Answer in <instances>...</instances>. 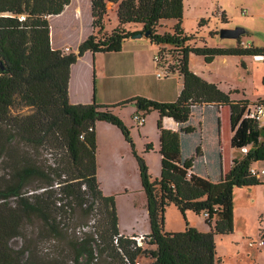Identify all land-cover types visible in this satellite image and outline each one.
<instances>
[{"label": "trees", "instance_id": "obj_1", "mask_svg": "<svg viewBox=\"0 0 264 264\" xmlns=\"http://www.w3.org/2000/svg\"><path fill=\"white\" fill-rule=\"evenodd\" d=\"M70 2L0 0V159L6 169L0 178V264H48L29 245L16 249L11 240L22 235L36 217L48 226L51 236L60 229L70 230L77 207L92 213L96 224L82 237L74 233V254L69 260H56L57 264H90L95 248L104 255V264H137L145 248L135 246L128 237L114 242L120 231L119 217L115 196L103 193L97 176L98 121L121 129L139 164L150 223L145 243L155 246L148 250L153 257L150 264H218L215 235L234 232L233 187L264 183V178L251 172L252 165L264 163V125L245 117L252 100L233 99L231 92L237 90L226 92L198 75L190 69L189 57L194 53L210 63L219 55L264 56V47L243 44L242 35L235 46L190 45L182 26L184 0H92L95 31L79 44L77 52H65L52 47L49 16L61 13ZM108 2L116 4L118 20L110 33L103 31ZM221 18L229 21L224 12ZM167 19L176 21L173 31L160 32ZM138 33L158 46L157 66L183 78L178 98L162 101L137 95L114 105L96 100L72 103L69 80L78 58L87 50L120 51L123 42ZM257 100L264 102V98ZM128 103H135L144 116L154 110L159 113V178L153 179L130 127L113 110ZM16 105L30 111L14 114ZM203 106L217 112L228 106L230 145L236 151L247 147L246 153L233 157L224 174L220 172L221 147L202 150L196 138L191 115ZM164 117L173 118L179 130L166 129ZM215 122L220 134V114ZM44 148L48 158L42 159ZM152 148L151 142L146 144L147 150ZM171 203L185 218L184 230L165 229L166 208ZM187 210L206 213L210 229L190 225Z\"/></svg>", "mask_w": 264, "mask_h": 264}, {"label": "rangeland", "instance_id": "obj_2", "mask_svg": "<svg viewBox=\"0 0 264 264\" xmlns=\"http://www.w3.org/2000/svg\"><path fill=\"white\" fill-rule=\"evenodd\" d=\"M184 4L185 11L182 26L184 33L191 38L188 42L190 45L235 46L237 39L223 38L219 35L220 28L224 27L221 13L226 9L228 17L231 19L230 24L243 26L245 29L241 40L254 43L257 47H264V0H223L222 7L219 5V0H184ZM241 9H245L246 13H243ZM117 22L116 6L110 3L105 29H113ZM175 23L174 19H167L159 27V31H173ZM89 25L90 16H86L82 23V29L87 30ZM130 28H141V25H130ZM79 29H81L79 26L74 27L72 40L78 39ZM140 42H143L140 52L142 66L136 65V67H133L130 71L131 73L125 75L126 77L113 76L110 73L111 71H109L104 78L105 86L114 82L127 84L125 89L121 90L112 99L121 101L134 95L146 96V94H153V99L175 101L178 98L183 78L177 72L167 74L163 68L157 66L154 56L158 53V46L153 44L152 52L149 43H147L148 41ZM242 61L245 65L241 64ZM191 65L195 69H199L203 65L207 66L206 75H211L214 79L218 78L224 88L240 89L248 97L256 100L261 97L264 98L263 57L228 55L217 57L212 63H206L203 56L193 55ZM157 71H161L163 76L158 77ZM162 88L164 89L163 91ZM134 106V103H128L124 106L120 105L116 109L130 124L125 120L124 122L129 127L132 125L130 129L133 132L137 147L144 146L145 137L148 139L147 141L157 142L159 140L157 128L158 113L154 110L147 114L148 124L145 129L134 118L136 113L132 112ZM29 111V107H20L19 105L12 108L14 114H24ZM219 114L221 117L222 135L216 132L215 118ZM191 121L197 128V135H193H196V138H199L207 147L210 146L211 148L217 145L222 147V136L225 147L224 153L229 159L231 155L229 107L220 108L219 112H217L213 107L203 106L193 111ZM139 129H141L142 134L139 133ZM144 131L147 134H144ZM41 152L42 159L48 158V150L44 148L41 149ZM236 153L238 156L244 154L242 151H237ZM144 158L148 167L150 164L149 172L153 173H151L153 179L159 178L161 174V156L157 149L149 152L145 151ZM99 166H101V171L104 172L102 178L106 182L112 183L114 177H118L117 179L120 182H127L126 187L129 188V192L116 195L115 205L119 220L124 224L136 223L139 228L148 229L150 223L147 198L139 182L138 163L135 164L129 157L122 161L119 159L108 161L100 156L98 159ZM260 166H264V163L260 164ZM5 172L6 169H4L3 162L0 159V178L4 176ZM126 173L129 174L127 175ZM215 176H218L217 171ZM260 177L264 178V175ZM232 195L234 201V232L215 235L217 256L220 257L218 264H264V183L254 186H235L233 187ZM189 214L192 225L201 230L210 229L205 221V213L197 214L194 211H190ZM92 215V213L88 214L83 208L77 207L72 225L77 226L86 222ZM165 217V229L176 228L186 224L183 214L174 203L167 206ZM185 217L189 223L187 216ZM74 242V233L70 232V230L60 229L58 234L51 236L48 226L37 217L26 225L22 235L11 240L12 246L16 249L29 245L48 264H57L56 260H69L68 258L74 254ZM154 247L152 244H144L143 248L146 250L138 256L140 264H150L153 261V257L148 250ZM46 248L48 249L46 250ZM99 262L101 264L105 263L104 255L100 256Z\"/></svg>", "mask_w": 264, "mask_h": 264}, {"label": "crops", "instance_id": "obj_3", "mask_svg": "<svg viewBox=\"0 0 264 264\" xmlns=\"http://www.w3.org/2000/svg\"><path fill=\"white\" fill-rule=\"evenodd\" d=\"M110 3L111 2H108V8L110 7ZM114 5L116 6V4ZM223 12L225 13L226 17L229 20V21L223 22L224 24L223 26L224 27H234V24H230L231 19L228 17L227 10L225 9L223 10ZM86 16H90V25L87 30L84 28L82 29V23ZM49 20H50V26H51L50 36H51L52 47L56 49H62V50H65L66 47H69V51L77 52L79 44L82 41H84L91 33L95 31V28L92 24L93 22L92 0H71V2L65 7V9L61 13L57 15H50ZM116 25H114V27ZM76 26H79L81 28L79 29L80 30L79 37L76 40H72V36H74L72 32H74L73 29ZM103 31L110 33L112 29L106 30L104 28ZM144 40L148 41L147 43H149L150 48L153 52V43H151V41L145 36L135 37V38L125 40L123 42L122 49L120 51L94 53L90 50H87L82 56L78 58L77 62H75L71 66V76L69 80L70 101L72 103H90L93 100H96L97 103L111 104V105H114V104H117L123 101V100L114 101V99L112 98L116 94L120 93L121 90L125 89V86L127 84H125L124 82H118V83L114 82L112 84H108V86H105L104 78L108 75L109 71H111L110 73L113 76L126 77L125 75L130 74L131 73L130 71L132 70L133 67H136V65L137 66L139 65V67H141L142 63L140 62V55H141L140 52H141V45L143 42H140V41H144ZM242 42H244V40H242ZM248 44L255 46L254 43H248ZM127 45H129V47H127ZM193 55H196V54L191 53L189 57V64H190L191 70L196 72L198 75H200L204 79L210 82L216 83L221 89H223L226 92L230 90L232 91L237 90V92H231V97L233 99L248 98L252 101L256 100V99L248 97V95L244 91L242 92L240 89L224 88L222 86V82L218 78L214 79L213 77H211V75H206L207 66L203 65L202 67H199V69L193 68V66L191 65V59ZM221 56L225 57L228 55H219V56H216L215 59ZM237 56L246 57V56H253V55H237ZM259 57L264 58V56H261V55H259ZM215 59L212 62H214ZM182 86H183V80H182V85L179 89V93L181 91ZM163 90L164 89L162 88V91ZM135 94H140V93H135ZM134 96H137V95H134ZM146 97L153 99V94H146ZM160 100L168 101L165 99H160ZM117 107L118 106L113 107L114 112L119 114L121 118H123V120H125L128 124H130L127 121V119H125V117L121 115L120 112H118V110L116 109ZM137 111H138V106L135 104V106L132 108V112H137ZM156 113L158 112L156 111ZM158 117H159V113H158ZM147 124H148V121H147V115H146L145 122L142 124L145 129H146ZM163 126L166 129H170L172 131L179 130V126L177 122L171 117L163 118ZM130 128H132V125L130 126ZM138 131L140 134H142L141 129H139ZM144 132H145L144 134H147L146 131ZM158 133H159V130H158ZM96 134H97V165H98V159L100 158V156L102 158H106V160L108 161H111L113 159H117V160L119 159L122 161L125 158L129 157L131 158V160L135 162V164L138 163L136 157L133 154L130 143L125 139L119 127L107 121H98L96 123ZM232 134L233 132L231 131V134L229 135L230 139H231ZM131 135H133L132 131H131ZM221 135H222V131H221ZM132 137L134 140V135ZM147 140L148 139L145 137L144 138L145 143L143 147H137V144L134 140L138 152L142 154L143 156H144L145 151L149 152V151H153L154 149L155 150L157 149V151L159 152L160 134H159V140L157 142L147 141ZM150 142L153 145V148L150 150H147L146 144ZM221 142H222L221 150L223 154V165H222V168L220 169V172L224 174L230 168L233 157L238 156V155L236 153L237 151L231 146L230 147L231 155L229 159H227L224 153L225 147L222 141V136H221ZM206 147L207 146H205V144L201 141L202 150H205ZM149 167H150V164H149ZM137 170L139 173V182L141 183L139 164H138ZM126 174L128 175L129 173H126ZM97 176L100 182L101 189L103 190V193L105 195H114L115 200H116V195L123 193V192H129V188L126 187L127 182L118 181L117 179L118 177H114V180L112 183L106 182L102 178V176H104V172L101 171V166L99 167L97 166ZM141 186H142V183H141ZM190 211L192 210L186 211V216L189 220V224L192 225L190 221L191 219L190 218L191 216L189 214ZM118 226H119V229L125 233L149 232L150 231V225L148 229H143V228H139L136 223H132V224L125 223L124 224L120 220H119ZM185 228H186V224H183L176 228L172 227L171 229L169 228L166 230L181 231V230H184ZM202 231H207V230L202 229Z\"/></svg>", "mask_w": 264, "mask_h": 264}, {"label": "built area", "instance_id": "obj_4", "mask_svg": "<svg viewBox=\"0 0 264 264\" xmlns=\"http://www.w3.org/2000/svg\"><path fill=\"white\" fill-rule=\"evenodd\" d=\"M222 3H223V0H219L220 6H222ZM241 10L243 13H246L245 9H241ZM242 43L245 45H249L246 42H242ZM65 50L69 51V47H66ZM158 59H159V56L156 54L154 56V60H158ZM157 76L162 77L163 73L161 71H157ZM245 117H248V118L254 120L256 123H258L259 126H263L264 125V102L255 100L252 103H250L246 109ZM134 118L136 119V121L140 125H142L145 122V116L141 112H136L134 114ZM241 151L243 153H246L247 147H243L241 149ZM251 172L256 174L257 176L264 175V166H260V165H256V164L252 165L251 166ZM84 187H86V186H84ZM95 223H96V218L94 215H92L91 218L89 220H87L86 222H83L77 226L70 227V231L75 233L76 235L82 237V235L85 232H90L94 228ZM147 233L148 232L125 233V232L120 230L118 232V234H116L114 236V242L118 244L119 239L121 237H128V238L134 240L135 246L143 248V246L145 244V236L147 235ZM100 256L101 255L99 254V251L95 248L94 256H93L90 264H101L99 262ZM136 263L140 264L138 259L136 260Z\"/></svg>", "mask_w": 264, "mask_h": 264}, {"label": "water", "instance_id": "obj_5", "mask_svg": "<svg viewBox=\"0 0 264 264\" xmlns=\"http://www.w3.org/2000/svg\"><path fill=\"white\" fill-rule=\"evenodd\" d=\"M243 26H234V27H222L219 30V35L223 38H235L237 39L244 34ZM149 34V30L144 33L145 36ZM142 33L136 34L134 37H142Z\"/></svg>", "mask_w": 264, "mask_h": 264}]
</instances>
